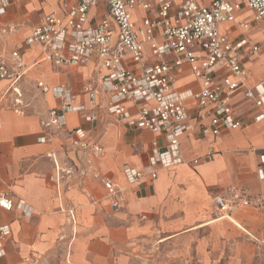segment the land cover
<instances>
[{
    "label": "crops",
    "instance_id": "obj_1",
    "mask_svg": "<svg viewBox=\"0 0 264 264\" xmlns=\"http://www.w3.org/2000/svg\"><path fill=\"white\" fill-rule=\"evenodd\" d=\"M63 3L64 0H12L3 17L18 22L28 15L31 24L21 40L19 32L0 38V56L10 60V52L20 49L27 66L24 76L16 82L0 79V196L14 202L11 210L0 206V226L11 227L10 234L2 238L5 254L0 264H212L226 255L229 263L249 262L237 250L228 254L226 250L238 247L243 239L249 242L244 230L252 234L256 227L250 219V206L217 219L213 214L214 196L231 186L246 192L244 186L255 188V171L260 177V169H264V121L254 119L260 109L244 92H238L231 103L234 115L241 121L240 128L219 135L182 138L180 151L185 160L190 162L211 149L212 160L161 168L156 178L146 175L135 184L129 183L124 165L143 170L152 142L156 140L158 147L164 148L167 139L150 129L131 127L105 108L97 110V121L85 119L92 111L90 99L83 93L85 76L93 72L92 63L73 69L51 61L35 63L41 48L25 43L30 28L48 12L65 16ZM97 12H106L103 2L91 10V18ZM236 16L249 22L250 30L244 32L239 24L224 22L220 24L221 31L232 40L246 36L250 45L261 43L264 48V36L258 35L264 32V22L255 21L254 10L240 4ZM263 48L254 54L249 46L243 54V62L251 72L249 87L264 82L257 77L264 73ZM145 49L149 52V43ZM68 74H72L71 80ZM176 76L177 89L201 87L188 63L177 70ZM28 78L36 85L42 81L50 87H72L78 95L77 103L85 108L68 113L63 130L44 128L42 118L60 103L52 91L38 87L44 94L43 109L24 110L18 105L22 99L15 95V89ZM99 101L108 102L102 89ZM128 105L136 114L137 106ZM77 127L86 129L91 140L105 147L101 157L91 152L82 157L83 152L68 144L67 132ZM43 135L49 138L45 142L39 141ZM57 163L62 168L73 167L75 173L57 182ZM93 172L112 179L122 191L124 200L118 210H113V196ZM21 200L31 209L30 214L20 208Z\"/></svg>",
    "mask_w": 264,
    "mask_h": 264
},
{
    "label": "built area",
    "instance_id": "obj_2",
    "mask_svg": "<svg viewBox=\"0 0 264 264\" xmlns=\"http://www.w3.org/2000/svg\"><path fill=\"white\" fill-rule=\"evenodd\" d=\"M101 2L106 12H97L91 18V10ZM11 4L12 0H0V38L18 30L15 22L3 19ZM240 4L254 10L255 21L264 22V0H64L66 15L46 13L39 23L32 25L25 43L40 46L36 64L51 61L69 69L93 64V72L85 76L83 89L92 106L85 116L87 121H97V110L105 108L131 127L150 129L166 137L164 148L158 147V141L152 142L143 170L124 165L127 181L135 184L146 175L156 178L161 168L212 160V149L190 162L185 160L180 151L182 138L195 134L219 135L240 128L241 121L234 115L231 103L240 91L260 109L255 121H264V82L249 87L251 72L243 62L249 46L257 54L263 44L250 45L246 36L232 40L220 29L221 23L235 22L244 32L250 30V23L236 16ZM147 43L149 52L145 49ZM185 63L201 82L198 90H180L174 86L176 72ZM26 70L20 49L10 52V60L0 56V79L16 82ZM37 86L52 91L60 103L42 118L41 124L46 129L63 130L67 126L66 115L85 108L77 103V93L66 84L50 87L40 81ZM100 89L108 95L106 104L99 101ZM128 103L137 106L136 114ZM48 139L45 135L39 137L41 142ZM66 139L72 148L83 152L82 157L91 152L99 158L105 152V147L91 140L83 127L69 130ZM51 156L55 158L53 152ZM56 166L57 182L75 173L73 167L62 168L58 163ZM260 174L264 177V169H260ZM93 175L101 179L113 196V210H118L124 200L122 191L100 172ZM214 203L223 218L230 217L238 208L251 206L253 199L245 190L231 186L216 194ZM0 206L11 210L14 202L1 195ZM19 206L31 213L24 200ZM10 232V225L0 226V257L5 254L2 238Z\"/></svg>",
    "mask_w": 264,
    "mask_h": 264
},
{
    "label": "rangeland",
    "instance_id": "obj_3",
    "mask_svg": "<svg viewBox=\"0 0 264 264\" xmlns=\"http://www.w3.org/2000/svg\"><path fill=\"white\" fill-rule=\"evenodd\" d=\"M21 8L24 9L23 6H21ZM32 15L34 18L36 16V11ZM27 18L28 15L18 20V22H15L18 27L16 33L19 32L18 35L19 40H21L24 37L25 32L28 29V25L31 24V22ZM258 35L264 36V32H260L258 33ZM260 38L262 39L263 37ZM0 47H1V43H0ZM257 77L264 79V73L263 75L258 74ZM71 78H72V74H68L67 79L71 80ZM15 95L19 96L22 99V101L18 103V105L22 106L24 110L29 112H40L43 109L44 94L41 93L40 89L38 88L36 82L33 79L28 78L26 79L25 84L17 86L15 89ZM261 151L262 149L260 150V152ZM255 174H256V181L254 185L255 188L250 187L249 185L247 186L243 185L244 186L243 188L247 190L250 197L253 199V203L249 207V210H252V215L250 216V219L256 225L255 230H253L252 233L253 235L244 230V232L249 237L248 243L243 239V241L239 243L238 247L236 248L227 247L226 250V254H228L232 250H237L238 255L244 256L247 260H249V262L246 261L244 264H264V178L260 176L262 178L261 179L258 176L257 171H255ZM214 207L215 209L213 214L214 217L218 219L220 218V216L216 210L215 204ZM219 258H221V260H219L217 263H212V264H235L228 262L230 257L227 255L226 257L223 256ZM197 264H204V263L199 262ZM237 264H241V263H237Z\"/></svg>",
    "mask_w": 264,
    "mask_h": 264
}]
</instances>
